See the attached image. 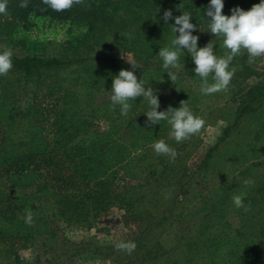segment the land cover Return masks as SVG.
<instances>
[{
	"label": "rangeland",
	"instance_id": "1",
	"mask_svg": "<svg viewBox=\"0 0 264 264\" xmlns=\"http://www.w3.org/2000/svg\"><path fill=\"white\" fill-rule=\"evenodd\" d=\"M155 1L149 2V8L146 9V16L150 18V27L147 26L146 17L136 20L135 2H125L124 6L122 3L116 4L113 10L103 11L100 16L98 11L96 16L87 14L84 8L87 9L89 6L82 4L78 6L77 12L67 19L34 17L27 29H20L18 32L19 38L25 39L27 44L35 47L33 52L48 57L63 56L59 53H44L43 45L46 46L49 41L65 43V52L72 55L88 45H92L97 51V57L78 64L66 65L58 70L46 71L30 85L31 89L27 94L25 105L33 107L36 111L32 120L33 125L41 126L47 139L50 138L51 125L45 119L48 118L51 122L53 115L49 111L51 99L47 97V88L61 90L71 88L77 95H81L82 92L89 95L88 82L96 78V69L100 67L103 72L99 73V82L94 88L96 92L94 101L108 99L107 108H109L112 104L110 100L112 78L121 70H125L118 69L110 57L118 58L128 67L126 70L134 71L138 80L143 79L146 87L155 90L160 101L158 111H166L170 106L179 108L181 102L186 101L193 114L205 121L199 134L182 143H177L170 137L171 127L166 121L164 131L160 133L157 131L149 138L147 148L141 150L142 160L138 164L134 162L139 169L151 162V172L126 180L119 202L113 204L89 228L76 224L68 225L62 220L56 221L52 226L42 227L36 243L20 250L21 257L29 262L46 261L50 257L47 246L54 251L67 247L71 252H75L77 245H81L83 251L73 256L69 255L71 252H67V256L62 257V261L64 259L65 264H140L142 257L132 254L136 250L128 254L117 251L116 245L135 237L142 229L144 220L156 221L162 215L163 205L176 197L180 179L186 183L185 193H181L183 205L170 220L173 222L182 217L180 227L187 235L183 243L199 234L204 239L212 234L218 240L219 238L227 240L231 237L234 242L243 245L237 254L254 248L258 251L255 253L258 255L257 264L264 260V57L256 58L251 64L248 62L249 57L246 52L235 57L230 65V69L235 68V73L228 89L212 95H204L199 87L200 78L190 72L194 71L195 64L185 49L180 56V67L171 69L177 73V79L173 84L166 73L168 70L163 68V61L158 53L163 45V47L171 46L163 37L175 25L178 12L172 10V19L168 20L167 24L165 22L161 24L164 14L153 10ZM158 1L160 0H157V3H160ZM129 7H132V10L129 11ZM252 7H249L250 10ZM87 15L91 16V21L87 20ZM93 25L96 27L93 28ZM97 25L101 28L102 38L93 40L97 35L95 33ZM152 31H155L154 37L145 38ZM192 34L199 37L198 47H205L213 41L214 53L217 56L225 55L227 50L221 47L222 38L215 37L208 31L201 35L197 29ZM174 36L170 37L171 40ZM158 44L160 46L157 51ZM142 48H150L151 56H142L139 52ZM16 53L21 55L26 52L16 50ZM128 60L138 63L141 68L133 69ZM74 71L76 75L72 74ZM108 79H111V84L103 87V83ZM209 82H212L211 77ZM129 103L131 110L127 116H121V121H126L130 115L139 113L136 121L138 134H141L147 127L153 126L147 123V117L144 115L149 110V106L142 97ZM247 104L251 105L250 112L240 116L242 107ZM30 123L31 119H27L23 127L28 129ZM227 129L230 131L226 132ZM157 140H164L176 150L177 156L174 161L155 153L152 145ZM215 146L218 148L213 156L202 164L209 150ZM157 176L162 179L156 182ZM246 179H251L254 183L245 185ZM168 186L170 188H167ZM135 194L143 197L144 203L148 204H141L142 208L139 205L138 211L132 213V209L126 204L132 202ZM236 195L241 197L245 207L249 206L246 199H250L252 202L250 211L245 212L243 208L235 207L233 197ZM197 207L203 209L201 214H195ZM212 210L218 212V217L208 224L204 221V217ZM232 214L235 215L231 216ZM244 222L247 225L242 232L246 236L240 239L238 228ZM212 224L213 226L210 227ZM170 229V225L162 227L156 225L153 235L156 236L157 242H167L168 237L162 232L169 233ZM51 230H54L59 237L51 236L49 239L47 235ZM45 241L50 245L45 244ZM107 246L114 248L99 250V253L95 254L96 247ZM228 249L225 247L222 251L224 258ZM234 256L236 255L232 257ZM153 261L154 263L149 264L157 263ZM227 262L233 264L231 259Z\"/></svg>",
	"mask_w": 264,
	"mask_h": 264
},
{
	"label": "trees",
	"instance_id": "2",
	"mask_svg": "<svg viewBox=\"0 0 264 264\" xmlns=\"http://www.w3.org/2000/svg\"><path fill=\"white\" fill-rule=\"evenodd\" d=\"M151 1L84 0L83 4L89 6L87 9L84 8L87 14L96 16L98 11L100 16L103 11L113 10L116 4L122 3L124 6L125 2H135L136 20L146 17L147 26L150 27L146 9L149 8L148 3ZM21 2L22 0H7V15L0 14V51L10 49L13 53L11 71L6 76H0V264H65L62 257L71 252L67 247L54 251L47 246L50 257L43 262L25 260L21 257L20 250L35 244L40 237V229L52 226L58 220L68 225L76 224L88 228L92 226L113 204L119 202L126 180L151 172V162L142 169L136 164L142 160L141 150L147 148L149 138L157 131L159 133L164 131L166 121H160L158 126L147 127L138 134L136 120L139 113L130 115L126 121H121L119 105L117 107L111 104L109 109L108 99L94 101L96 98L94 88L99 82V73L103 72L98 67L96 78L88 82L89 95L85 92L77 95L71 88L63 90L47 88V97L51 99L49 111L53 113L51 122L48 118L45 119L51 125L50 138L47 139L43 128L33 125L32 120L36 111L33 107L25 105L30 85L46 71L58 70L63 66L97 57V51L92 45H88L72 55L65 52V43L49 41L46 46L43 45L44 53H59L63 56L48 57L33 52L35 47L18 37L20 29H27L34 17L70 18L77 12L79 5H74L70 10L56 12L43 4L42 0H28V6L24 8L20 7ZM158 2L160 3H157V0L154 2L156 4L153 10L156 12L164 14L167 10H175L178 12L177 16L182 15V11L189 12L192 14L191 22L197 25V31L201 35L208 31L210 17H206V9L210 0ZM260 2L261 0H224L223 14L231 16L232 9L237 7L248 11L249 7ZM130 10L132 7H129ZM87 20L91 21V16H88ZM164 22L162 18L161 24ZM94 27L96 25H93ZM100 30L97 25L95 31L97 35L93 40L102 38ZM154 32L145 38L152 39ZM164 35L165 41L171 44L170 37L175 35L172 29ZM159 44L156 46L157 51ZM16 50L26 53L20 55ZM139 52L145 57L152 54L150 48H142ZM110 59L115 62L118 69L128 68L118 58ZM190 72L195 75L193 70ZM72 74L77 73L74 71ZM110 80H106L103 87H108L111 84ZM250 110L251 105L243 106L240 116L246 115ZM27 119H31L28 129L23 127ZM229 131L230 129L226 130ZM217 148L215 146L209 150L202 164L213 156ZM161 179L157 176L156 182ZM179 182L175 200L163 205L162 215L156 221L144 220L139 233L126 241L136 243V251L132 254L142 257L140 264L154 263L153 260L157 262L155 264H230L227 262L230 259L233 264H257L258 255L255 254L258 252L257 249L250 248L251 250L247 249L237 254L243 245L234 242L231 237L227 240L221 238L218 240L212 234L204 239L199 234L183 243L187 235L180 227L182 217L173 222L170 220L183 205L181 193H185L186 183L182 179ZM143 200V197L135 194L132 202L126 205L130 206L132 213H136L139 205L148 204ZM246 202L248 205L252 204L250 199H246ZM26 209H31L33 214L31 225L25 222ZM201 209L197 207L195 214H201L203 212ZM233 215L235 214L231 216ZM216 217H218L216 210L208 211L204 221L209 224ZM156 225L161 227L170 225L171 232L166 231V234L162 232L168 237V243L157 242L156 236L153 235ZM246 225L244 222L238 228L240 239L246 236L242 232ZM212 226L213 224L210 227ZM47 236L49 239L51 236L59 237L54 230ZM225 247L229 248L225 253L226 258L222 255ZM113 248L114 246L96 247L97 252L94 253ZM75 249L77 251L71 252L70 256L84 250L81 245H77ZM233 255L236 256L232 257ZM258 264H264V260Z\"/></svg>",
	"mask_w": 264,
	"mask_h": 264
},
{
	"label": "clouds",
	"instance_id": "3",
	"mask_svg": "<svg viewBox=\"0 0 264 264\" xmlns=\"http://www.w3.org/2000/svg\"><path fill=\"white\" fill-rule=\"evenodd\" d=\"M42 2L53 11L61 12L70 10L74 5H82L84 0H42ZM27 6L28 0H22L20 7ZM223 9L224 0H210L206 9V17H210L208 19V32L215 37L222 38L221 47L227 50L224 56H217L214 53L213 41L205 47H198L199 37L192 34L197 25L191 22V13L183 11L182 15L175 17V25L172 26L175 36L171 40V46L160 48L158 53L163 61V68L168 70L166 73L173 84L177 79V73L171 69L180 67V56L182 52H185V49L195 64L194 73L200 78L199 87L204 95H212L228 89L235 73V68L230 69L235 57L246 52L250 64L256 58L264 57V0L255 4L248 11L239 7L234 8L231 16L223 14ZM0 14L7 15V0H0ZM163 19L165 24L172 19L171 10L164 12ZM12 55L10 49L0 51V76H6L11 71L13 67ZM128 62L133 69L141 68L134 61L128 60ZM209 77L212 79L211 83ZM110 93L113 106L119 105L123 116H127L131 110L129 101L142 97L149 106V110L144 114L147 117V123L155 125L159 124L160 121H167L171 127L170 137L177 143H182L199 134L205 125L202 118L193 114L186 101H182L179 108L170 106L166 111H158L160 101L155 90L152 87H146L143 79L138 80L134 71L121 70L113 78ZM152 148L157 155L167 156L171 161H174L177 156L176 150L164 140H157L153 143ZM253 183L254 181L251 179L244 181L245 185ZM233 203L237 209L243 208L245 212L251 210L250 205L245 207L239 195L233 197ZM25 211V222L31 225L33 221L32 211L31 209ZM136 246L135 242L121 241L116 245V250L131 254Z\"/></svg>",
	"mask_w": 264,
	"mask_h": 264
}]
</instances>
